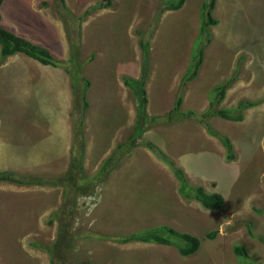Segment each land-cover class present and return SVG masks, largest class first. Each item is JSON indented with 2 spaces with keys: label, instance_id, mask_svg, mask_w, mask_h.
<instances>
[{
  "label": "rangeland",
  "instance_id": "rangeland-1",
  "mask_svg": "<svg viewBox=\"0 0 264 264\" xmlns=\"http://www.w3.org/2000/svg\"><path fill=\"white\" fill-rule=\"evenodd\" d=\"M103 1L65 0L67 7L61 9L58 0H38L39 15L31 0L6 1L11 15L26 18L28 28L37 30L32 32L40 44L72 61L54 67L23 53L0 56V172L24 181L0 180V264H264V0L215 1L212 14L218 23L209 29L197 76L185 85L181 80L198 47L205 0H185L181 9L163 12L157 28L151 24L159 0H148L153 10L146 15V0L131 13L127 0H115L114 9L93 8L78 19ZM101 23L117 29L105 40L106 56L92 63L98 41H103ZM140 39L149 40L143 65ZM140 64L150 72L147 86L144 81L147 99L148 94L169 98L178 81L174 99L181 95L182 109L197 114L208 108L215 88L234 77L216 108L242 118L208 119L214 131L230 138L233 159L196 118L152 124L144 134L183 169L191 185L220 193L222 208L206 209L179 194L171 170L145 146L121 148L114 165L99 172L117 145L110 140L114 118L109 125L103 120L119 115L111 102L123 82L119 77L138 78ZM131 66L135 69L122 71ZM82 90L95 105L98 90L102 106L96 110L94 105L80 119L76 99ZM245 101L251 104L240 106ZM79 120L81 133L76 130ZM101 136L104 149L96 141ZM76 137L85 143L82 169L73 161ZM56 156L61 166L51 167ZM35 178L40 182H32ZM158 224L195 235L198 250L182 256L174 246L120 242L126 234ZM235 245L244 246L248 256L236 255Z\"/></svg>",
  "mask_w": 264,
  "mask_h": 264
},
{
  "label": "trees",
  "instance_id": "trees-1",
  "mask_svg": "<svg viewBox=\"0 0 264 264\" xmlns=\"http://www.w3.org/2000/svg\"><path fill=\"white\" fill-rule=\"evenodd\" d=\"M3 0H0V6ZM216 0H205L202 3L200 9V16H201V23L199 27V38H198V47L195 48L192 52L190 57V62L188 64L187 69L182 77L181 84L185 85L188 81L193 80L197 74L199 67L203 60L204 55V48L210 41V26L216 25L218 20L213 16L212 10L214 8ZM58 5L61 9H65V0H58ZM185 0H165L161 1L159 10H174L179 9L184 4ZM46 3V1H45ZM97 6H92L91 9H86L83 14L80 15L79 19H82L83 16L87 15L93 8L95 9ZM1 20V14H0ZM141 47L143 49V53L146 54L148 51V40H141ZM21 52L26 54L27 56L39 61L43 65H52V66H66L62 59L55 57L46 47L42 46L39 43L32 42L28 39H25L22 36H19L12 31L4 28L0 25V56L6 57L10 56L14 53ZM68 62L72 61V58L67 59ZM75 71V70H74ZM147 70L144 68L138 80L132 79L130 77H124V82L126 85L131 87L137 96L138 104H137V117H136V126L134 136L131 137L129 141V145L135 146L138 144H143L151 149L155 154H157L160 158H162L166 163L171 166V169L178 180V191L181 195L186 197H192L196 201H198L203 207L211 210H217L223 207L224 204V197L218 192H207L202 186H193L191 185L182 168L174 165L167 155L163 153L154 143L145 139L142 136V133L152 124H159V123H172L174 121H181L188 118H196L200 123L203 124L205 129L211 133L212 135L216 136L221 144L225 148L226 157L229 159H233L235 157L233 151V143L231 142L230 138L218 131H214L208 119L211 116H220L229 120H240L242 115L240 113L235 114L234 112L230 111L226 108H216V105L221 102L224 98L226 89L230 86L233 82L234 77L229 78L224 84H221L215 88L214 95L210 100L208 108L197 114L194 109H186L183 110L181 108L182 105V97L178 95L175 100L174 105L172 108L167 112L165 115H148L146 113V103H147V96L146 91L144 89V80L146 77ZM71 75L76 76L72 70ZM82 80V79H81ZM85 80V79H83ZM89 82L86 80L84 87H87ZM74 89V86H73ZM84 90V89H83ZM79 92L80 98H77V102L79 101V108L81 117L84 114V110L87 108L88 103L85 99L84 91ZM75 91H77L75 89ZM248 101L240 104L242 107H246L250 105ZM81 124L80 120L76 124L77 132H80ZM80 140H78V139ZM75 150H77V155L74 156L73 161L81 166V157L83 151V142L80 137H76V143L74 146ZM74 154V152H73ZM106 160L102 164V170L99 172L104 173L108 170L112 163ZM5 173V174H4ZM99 175V174H98ZM0 180H5L9 182L15 183H24L23 180L18 179L15 176H12L10 173L0 172ZM32 182L39 183L36 179H33ZM53 182H58L57 180H53ZM61 231V229H59ZM214 235L213 233H209L208 237L212 238ZM131 241H140V242H154L161 245H169L174 246L180 255L188 256L195 253L199 246L200 240L195 235H192L185 231H179L171 226L166 224H158L151 227H147L145 229H140L136 232H131L126 234L124 237L120 238V242H131ZM48 252L51 254L53 252V248H47ZM233 251L236 255L248 256L247 251L244 246L242 245H235L233 247ZM52 262V259H51Z\"/></svg>",
  "mask_w": 264,
  "mask_h": 264
},
{
  "label": "crops",
  "instance_id": "crops-1",
  "mask_svg": "<svg viewBox=\"0 0 264 264\" xmlns=\"http://www.w3.org/2000/svg\"><path fill=\"white\" fill-rule=\"evenodd\" d=\"M6 1L7 0H3L2 4L0 6V13H1V20H2L1 23L3 25H5L6 27H11L10 31H12L14 33L17 32L16 34H18V35H20V36H22V37H24L26 39H29V40H31L33 42L39 43V41L35 37L34 33L32 32V31L36 32L37 30H35V29L30 30L28 28V24L26 22H24L26 20V18H24L23 20H18L17 18L14 17V15H11L12 14V10H11L10 7H8V5L6 4ZM139 1L141 3H143V0H127V5H128V8H129L128 12L129 13L133 12V10L135 9L136 4ZM37 3H38V0H31L30 6L33 9V11L37 15H39L40 11H39V6H38ZM140 6L144 7L146 5L142 4ZM150 12H151V9H150L149 6H147L146 11L144 12L145 15L148 14V13L150 14ZM29 21L31 22L33 20L29 19ZM38 21H40V20H38ZM40 23H41V21H40ZM42 23H43V21H42ZM46 24L48 25L49 22L46 23ZM116 29L117 28H115V27H109L106 23H101L100 24L99 32L102 34L101 37H102L103 41L102 42L98 41L99 42L98 43L99 45H97L98 50L95 53L94 59L91 60L92 63L98 60L97 57H100V59H102L104 56H106L107 51H108L107 42H109V41H105V40H109L110 38L114 37ZM90 32H92V31H90ZM85 35L86 34H84V36ZM82 38L84 39L85 37L82 36ZM100 49L103 50V53L99 54V50ZM50 51L53 52L55 55H58L59 57H61V56L64 57L63 53L62 54L59 53L57 49H52V50L50 49ZM60 51H62V50H60ZM101 63H102V61H101ZM131 67H133V66H131ZM131 67L130 68H124L122 71L128 70V69H135V67H133V68H131ZM123 78H124L123 76L119 77V79L122 80L123 82L119 84V89H118L117 96L115 97V99L111 100V102L116 105V108H117V111H118L119 115L118 116L111 115L108 120H103L104 122H107L106 124L109 125L111 120L114 118V124L116 126V129H113L110 132V133H112L110 135V140H113L115 142L117 141L116 148H114V149L112 148L110 150V152L105 156V159H107L109 157V155L115 149H117L119 144H121L124 141L123 140L124 138L126 140L129 137V135L134 132L135 125H136L135 121H136V108H137L136 105H137V103H136V98H135V94H134L135 92L133 91V89H131L129 86H127L124 83ZM149 80H150V72H149V74L147 76V79H146V86L148 85V81ZM177 82L173 81V86L168 91L169 98H164L161 94H159L158 96L150 97L149 94H148V91H147V94H148L147 112L148 113H151V114H162L165 111L169 110L173 106L174 101H175V99H174L175 92L174 91H175ZM92 85H93V83L91 82L90 86L87 88V90H90V87ZM87 97H88V101H89V108L87 109V113H88L90 111V109L92 107H94L95 104H94L93 98L91 96H89L88 93H87ZM97 98H98V101H97V104L95 106H96V110H100L102 104H100L101 96H100V93H99L98 90H97ZM104 100H105L106 104L108 105V102H109L108 94L104 96ZM106 112H107V110L105 111V113ZM68 136H70V135H68ZM72 139H73V136H72ZM91 140H92V138H91ZM96 141H97V145L101 146V147L104 146V145H100V144H102L103 142H106L105 138H103L102 136H101L100 140L96 139ZM105 147H106V144L103 147V149ZM60 158H61L60 156H56L55 158L53 157L52 160H51V165L50 166L51 167H55V168L56 167H60L61 166V162L58 161ZM56 160L58 161V163L57 162L52 163V162H54ZM52 172H53L52 170L49 171V175Z\"/></svg>",
  "mask_w": 264,
  "mask_h": 264
},
{
  "label": "clouds",
  "instance_id": "clouds-1",
  "mask_svg": "<svg viewBox=\"0 0 264 264\" xmlns=\"http://www.w3.org/2000/svg\"><path fill=\"white\" fill-rule=\"evenodd\" d=\"M161 1H165V0H159V4H158V10H159V6H160V3H161ZM3 2V1H2ZM104 3L100 6V7H95V9H103V10H107V9H111V8H113V7H110L111 5H112V3H114L115 2V0H104L103 1ZM185 3V2H184ZM2 4V3H1ZM99 4V3H98ZM146 5H148L149 6V4H148V0H146ZM184 5V4H183ZM183 5H182V7H183ZM65 6H66V4H65ZM67 7V6H66ZM181 7V8H182ZM138 8V7H137ZM136 8V9H137ZM153 8V6L151 5V3H150V9L151 10H153L152 9ZM181 8H179V9H181ZM114 9V8H113ZM139 9V8H138ZM141 9V8H140ZM139 9V10H140ZM179 9H174V10H179ZM214 9V8H213ZM158 10H157V12H156V14H155V19H154V22L151 24V28H154L155 26H156V28L158 27V24H159V22H160V20H159V18L161 19V17L163 16H161L160 17V15L163 13V12H167L168 10H163V11H160V12H158ZM91 11H95V10H91ZM213 11V10H212ZM70 13V11L68 10V15H70L69 14ZM91 13V12H90ZM158 13V14H157ZM1 14V13H0ZM142 14H145L144 12L142 13ZM88 15V14H87ZM63 16V15H62ZM80 17V16H79ZM79 17H78V19H79ZM85 17V16H84ZM83 17V18H84ZM150 17H151V15H150ZM0 25H2L1 24V20H0ZM3 26V25H2ZM212 26H214V25H212ZM212 26H210V28L212 27ZM4 27V26H3ZM80 27H81V25H80ZM5 28V27H4ZM7 29V28H6ZM9 30V29H8ZM155 31H156V29H155ZM14 33V32H13ZM16 34V33H15ZM131 34V33H130ZM18 35V34H17ZM20 36V35H19ZM131 36H132V34H131ZM130 36V37H131ZM134 37V36H133ZM132 38V37H131ZM130 38V39H131ZM26 39V38H25ZM29 40V39H28ZM141 40L143 41V40H148V39H140L138 42H139V45H140V48H141V51H142V65H143V62H146V59H147V53L146 54H144L143 53V49H142V47H141ZM31 41V40H30ZM33 42V41H32ZM35 43H37V42H35ZM40 44V43H39ZM148 44H149V40H148ZM42 45V44H41ZM42 46H44V45H42ZM44 47H46V46H44ZM49 51H50V49L48 48V47H46ZM51 52V51H50ZM148 52V51H147ZM17 53H21V52H17ZM55 57H57V58H60V59H64V57H59V56H57V55H55L53 52H51ZM15 54V53H14ZM24 54V53H23ZM13 55V54H12ZM12 55H10V56H12ZM26 55V54H25ZM192 55V54H191ZM204 55H205V49H204ZM204 55H203V60H204ZM10 56H6V57H10ZM203 60H202V63H203ZM66 61H67V59H66ZM66 61H64V62H66ZM202 63H201V65H202ZM200 65V66H201ZM45 66H48V65H45ZM52 66V65H51ZM54 67H57V66H54ZM139 68H141V71H139L140 73H142V70H143V68L141 67V64L139 65ZM187 69V68H186ZM199 69H200V67H199ZM198 72H199V70H198ZM148 74H149V70L147 69V73H146V77L148 76ZM123 77H130V78H132V79H135V80H138L139 78H140V76L138 77V78H136V77H131V76H127V75H125V76H123ZM145 77V78H146ZM183 77V76H182ZM147 79V78H146ZM146 79L144 80V81H146ZM123 80H124V78H123ZM191 81V80H190ZM125 83V82H124ZM128 86V85H127ZM131 88V87H130ZM132 89V88H131ZM145 89V88H144ZM134 91V90H133ZM146 91V90H145ZM135 92V91H134ZM85 93V92H84ZM136 94V93H135ZM76 99V98H75ZM85 99H86V95H85ZM77 100V99H76ZM86 102L88 103V106H87V108L84 110V114H83V116L85 115V113H86V111H87V109L89 108V102L87 101V99H86ZM174 103H175V101H174ZM137 104H138V99H137ZM146 105H147V103H146ZM174 105V104H173ZM172 108V107H171ZM181 108H182V105H181ZM146 113L148 114V115H164V113H162V114H151V113H148L147 112V106H146ZM82 116V117H83ZM136 117H137V108H136ZM181 121H183V120H181ZM136 122V121H135ZM175 122H179V121H174V122H172V123H175ZM169 124V123H168ZM136 126V125H135ZM150 126H153V125H150ZM149 126V127H150ZM149 127L142 133V136L145 138V139H147V140H149L146 136H144V134L148 131V129H149ZM81 132H82V130H81ZM80 132V133H81ZM134 132H135V129H134ZM134 132L132 133V134H130L129 135V137L124 141V143H121V144H119V146L117 147V149H115L114 150V153H111L110 155H109V157L107 158V159H105L104 161H108V159H110V157H111V160H110V162L112 163V165H114V162H113V156H114V154L116 153V155H115V160H116V158H117V154L120 152V150H121V148H123L122 150H123V152L124 151H127V150H131V149H133V148H136V147H140V146H145V145H143V144H138V145H135V146H130L129 145V141H130V139H131V137L132 136H134ZM83 137H80V139H82ZM149 141H151V140H149ZM83 142V141H82ZM152 143H154L153 141H151ZM155 144V143H154ZM159 149H160V147L157 145V144H155ZM146 148H148L147 146H145ZM84 149H85V143H83V153L85 152L84 151ZM149 149V148H148ZM151 152H153L151 149H149ZM161 150V149H160ZM162 151V150H161ZM123 152H121L120 153V156H122V154H123ZM82 153V154H83ZM154 153V152H153ZM163 153H165V155H167V157L169 158L168 160H170L174 165H176V163L174 162V160L171 158V156L169 155V154H167L166 152H163ZM155 154V153H154ZM155 156H157V157H159L157 154H155ZM161 160H162V163H164L170 170H171V172H172V174L174 175V173H173V171H172V169H171V166L168 164V163H166L162 158H160ZM177 166V165H176ZM112 167V166H111ZM179 167V166H178ZM181 168V167H180ZM185 173V172H184ZM185 175H186V173H185ZM175 176V175H174ZM176 178V177H175ZM36 179V178H35ZM37 180V179H36ZM176 180H177V178H176ZM178 181V180H177ZM177 190H178V187H177ZM179 192V191H178ZM180 194V193H179ZM190 198H192V197H190ZM202 206V205H201ZM203 207V206H202ZM205 208V207H204ZM207 209V208H206ZM211 210V209H210ZM172 227V226H171ZM174 228V227H173Z\"/></svg>",
  "mask_w": 264,
  "mask_h": 264
}]
</instances>
